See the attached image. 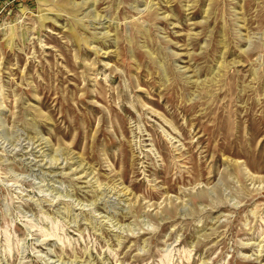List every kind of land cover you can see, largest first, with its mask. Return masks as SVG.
Returning <instances> with one entry per match:
<instances>
[{
	"label": "rangeland",
	"instance_id": "obj_1",
	"mask_svg": "<svg viewBox=\"0 0 264 264\" xmlns=\"http://www.w3.org/2000/svg\"><path fill=\"white\" fill-rule=\"evenodd\" d=\"M0 264H264V0H0Z\"/></svg>",
	"mask_w": 264,
	"mask_h": 264
}]
</instances>
